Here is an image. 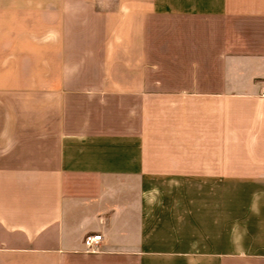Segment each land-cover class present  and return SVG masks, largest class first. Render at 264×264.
I'll list each match as a JSON object with an SVG mask.
<instances>
[{
	"label": "crops",
	"instance_id": "obj_1",
	"mask_svg": "<svg viewBox=\"0 0 264 264\" xmlns=\"http://www.w3.org/2000/svg\"><path fill=\"white\" fill-rule=\"evenodd\" d=\"M0 264H264V0H0Z\"/></svg>",
	"mask_w": 264,
	"mask_h": 264
},
{
	"label": "built area",
	"instance_id": "obj_2",
	"mask_svg": "<svg viewBox=\"0 0 264 264\" xmlns=\"http://www.w3.org/2000/svg\"><path fill=\"white\" fill-rule=\"evenodd\" d=\"M102 234L87 235L84 239L85 251L87 253H97L101 250L103 243Z\"/></svg>",
	"mask_w": 264,
	"mask_h": 264
}]
</instances>
